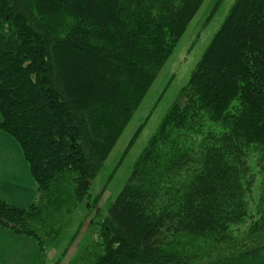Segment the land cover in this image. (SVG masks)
Returning <instances> with one entry per match:
<instances>
[{
    "label": "trees",
    "instance_id": "1",
    "mask_svg": "<svg viewBox=\"0 0 264 264\" xmlns=\"http://www.w3.org/2000/svg\"><path fill=\"white\" fill-rule=\"evenodd\" d=\"M205 1L0 0V131L36 186L26 208L0 199V227L47 256L82 208L66 257L103 195L93 183ZM92 221L70 264H264V0L235 1Z\"/></svg>",
    "mask_w": 264,
    "mask_h": 264
},
{
    "label": "rangeland",
    "instance_id": "2",
    "mask_svg": "<svg viewBox=\"0 0 264 264\" xmlns=\"http://www.w3.org/2000/svg\"><path fill=\"white\" fill-rule=\"evenodd\" d=\"M235 1H205L172 57L159 74L149 94L139 106L131 123L127 126L117 145L107 158L97 180L93 183L91 189L92 196L96 197L103 192L98 207L87 209L86 213L89 215V218L79 232L75 244L69 250L66 257H63L64 247L67 245L68 240L76 234L78 224L84 216V210L82 208L78 210L70 226L63 233L55 247L47 252V258L51 264H58L59 262V264H70L71 259L77 254L80 243H84L85 240L90 238L86 237V232L92 228L89 222L93 223L92 219L100 211L107 214L110 205L115 201L127 183L140 154L156 132L162 118L177 95L188 83L192 72L196 69L212 38L228 16ZM139 129L141 131L138 137L135 138L134 143L130 146ZM28 189L30 190V188ZM35 199L36 197L33 195L31 202L23 208L30 206ZM248 225V223H245L241 226L243 228L241 230L244 231Z\"/></svg>",
    "mask_w": 264,
    "mask_h": 264
},
{
    "label": "crops",
    "instance_id": "3",
    "mask_svg": "<svg viewBox=\"0 0 264 264\" xmlns=\"http://www.w3.org/2000/svg\"><path fill=\"white\" fill-rule=\"evenodd\" d=\"M14 141L0 131V199L25 207L33 195L36 196V186L20 147ZM0 264L51 263L35 240L0 227Z\"/></svg>",
    "mask_w": 264,
    "mask_h": 264
}]
</instances>
